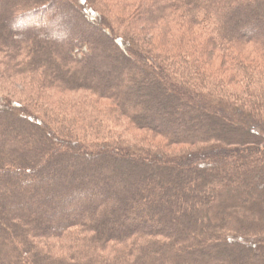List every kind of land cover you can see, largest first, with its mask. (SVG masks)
<instances>
[{
	"label": "trees",
	"instance_id": "trees-1",
	"mask_svg": "<svg viewBox=\"0 0 264 264\" xmlns=\"http://www.w3.org/2000/svg\"><path fill=\"white\" fill-rule=\"evenodd\" d=\"M0 77L94 113L0 94V264H264V0H0Z\"/></svg>",
	"mask_w": 264,
	"mask_h": 264
},
{
	"label": "rangeland",
	"instance_id": "rangeland-1",
	"mask_svg": "<svg viewBox=\"0 0 264 264\" xmlns=\"http://www.w3.org/2000/svg\"><path fill=\"white\" fill-rule=\"evenodd\" d=\"M75 5L79 6L77 2H75ZM27 27H30V26H27ZM90 30H91L90 27L86 28L85 32H88ZM85 32H83V33H85ZM154 48L158 51H161L163 53H169V54L178 51L177 47H174L173 45H167L164 42H160V43L156 42V46ZM244 53H243V55H244ZM253 59L254 60H252V59H250V60H252L254 62H258L260 60L259 56H257V55H256V58H253ZM219 63L220 62H217V64H214L215 67L211 68V73L217 74L218 76H222L220 74V70H222L223 67L221 66V68H219V66H220ZM147 71H150V69H147ZM1 80H2V78L0 77V94H3V95H5V96H7L13 100H16V101L20 100L22 103L29 101V102L38 103L41 105L43 104V106L46 107L47 110L49 112H51L53 115H58V114L63 115L64 114L68 117H71V116H76L78 114L81 116H85V119H84L85 123L87 121L88 122L94 121V119H92V116L94 113H93L92 109H90V108L83 106L84 110H85V114H82L81 112L84 110L79 109V107H77V106H74L72 104L73 101L58 102L57 100H53L54 102L53 101L50 102V100L47 97H46V99L34 100L32 98H33V96H36V95L33 92H34V89H36V87H38L37 85L23 83L20 80L19 81H17V80H2L1 81ZM74 99H76V98H74ZM23 105H25V103ZM102 105L103 106L100 107L101 109L105 108L107 106H110L111 103H109L108 101H104V102H102ZM41 112H43V111H41ZM85 126H88V125L85 124ZM111 128H113L112 132L115 134L117 133L121 139H124V140H127L128 142H131V144L137 145V147H138V145L141 146V147H139V149L145 148V149L150 150V148L151 149L156 148V149L168 150L169 153H171V154L178 153V150H179L178 148H166L165 142L163 140L159 139V140L155 141L153 139L148 138V136L145 133H143L142 130L133 129L132 125L129 123V121L127 119L121 123L111 125ZM86 129L88 132L91 130L90 128H86ZM93 130H95V129L93 128ZM95 135H92V133L89 132V134L87 136L90 138H96ZM96 136H98V135H96ZM50 183H52V182H50ZM66 243L67 242H64V241L55 242L58 250L59 249L62 250L63 248L67 247L68 244H66Z\"/></svg>",
	"mask_w": 264,
	"mask_h": 264
}]
</instances>
